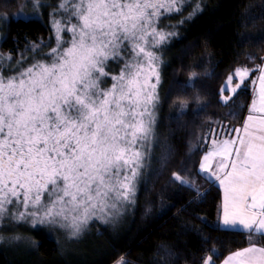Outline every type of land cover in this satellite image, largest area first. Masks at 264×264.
<instances>
[{"label":"snow or ice","instance_id":"obj_1","mask_svg":"<svg viewBox=\"0 0 264 264\" xmlns=\"http://www.w3.org/2000/svg\"><path fill=\"white\" fill-rule=\"evenodd\" d=\"M30 2L38 13L40 0ZM185 2L60 0L51 21L56 46L44 54L50 62L34 59L5 76L12 56L0 54V225L7 226L5 220L33 228L58 225L69 239H78L91 219L107 222L124 203L134 202L155 137L157 51L175 35L158 24L181 13ZM26 6L20 4L25 15ZM197 11L199 4L189 15ZM61 13L64 19H55ZM30 50L36 52L37 45ZM110 59L124 61L118 75L105 71ZM22 63L17 60L16 67ZM253 72L259 74L246 85ZM199 76L191 72L188 82ZM234 77L238 82L232 86ZM108 78L111 86L101 88ZM242 86L252 95L242 127L220 137L210 133L214 138L199 168L222 189V223L246 233L247 246L230 252L222 264H264V64L235 68L220 91L235 95ZM231 99L221 96L224 104ZM186 107L181 100V112ZM159 159L166 161L168 153ZM173 178L187 183L179 175ZM118 264H126L123 257ZM203 264H214L213 255Z\"/></svg>","mask_w":264,"mask_h":264},{"label":"trees","instance_id":"obj_2","mask_svg":"<svg viewBox=\"0 0 264 264\" xmlns=\"http://www.w3.org/2000/svg\"><path fill=\"white\" fill-rule=\"evenodd\" d=\"M197 4L201 11L190 16ZM57 5L49 0L40 19L1 20L0 54L12 56L5 76L27 68L34 59L50 62L44 54L56 41L48 8ZM158 28L175 35L157 51L160 103L155 137L123 219H91L78 239H69L66 229L51 231L37 224L27 231L28 243L0 240V264H118L122 257L126 264H203L207 255L221 264L230 252L247 246L246 233L223 227L222 189L199 165L214 138L210 133L227 135L248 115L249 88L242 86L227 104L221 102L227 94L220 90L235 68L264 64V0H186L182 12L162 17ZM33 43L36 52L30 50ZM121 55L130 58L123 49ZM19 57L24 63L16 67ZM123 63L110 59L105 71L118 75ZM193 71L200 76L190 84ZM111 83L110 78L102 80L101 88ZM181 100L187 103L183 112ZM164 152L168 159L161 162ZM174 174L187 183L175 180Z\"/></svg>","mask_w":264,"mask_h":264},{"label":"rangeland","instance_id":"obj_3","mask_svg":"<svg viewBox=\"0 0 264 264\" xmlns=\"http://www.w3.org/2000/svg\"><path fill=\"white\" fill-rule=\"evenodd\" d=\"M49 0H40L41 2V6L38 10V13H35L32 9V5H31V2L30 0H4V2L2 4H0V12H3V13H6L7 14V18H3V17H0V22L1 20H7V19H17V18H37V19H40L41 18V11L44 9L46 3L48 2ZM50 1H53V2H60V0H50ZM9 4H12V7L9 5ZM20 4H26L27 6L24 8V12L27 13V15H25L24 13L21 12L20 10ZM49 12H48V19L51 23L52 19H53V16L52 14L54 12H57L58 9L57 8H48ZM64 19V15L63 13L59 14V15H56L55 16V19H58V20H63ZM73 23H75V20H73ZM63 35V34H62ZM64 38L65 39H68V35L67 34H64ZM68 45H64V47H67ZM24 56V55H23ZM22 57V56H21ZM21 57H19L18 59H20ZM47 60L50 61V58L47 56ZM259 73H257L258 75ZM256 75V76H257ZM238 82L237 78H233V81H232V86H235V84ZM238 92V91H237ZM223 93L227 94V95H224V96H232V99L235 98L236 94L233 95L231 92L229 91H223ZM227 115H223V118L227 119ZM243 125V124H242ZM208 176V175H207ZM136 189H137V181H136ZM135 193H136V190H135ZM126 203H124L122 206H121V210H120V213L119 215L115 216V218H110L108 220L110 221H118L120 220V218L123 219L122 215L126 212ZM12 210V207L9 206V211ZM4 225H7V226H3V225H0V235H2L5 239V241H8L7 243L9 244H13L15 241V239H12L13 237L15 236H20L22 237V239H20L19 241H25L26 243H28V230L29 229H36L38 228L39 226H36L35 228L31 227L29 224L27 223H19V224H13L11 222H9L8 220H5L4 221ZM45 227L48 229V230H51V231H59V229H62L60 228L58 225H45ZM4 230V232L2 231ZM15 233H12L14 232ZM17 232V233H16ZM6 243V244H7ZM8 244V245H9Z\"/></svg>","mask_w":264,"mask_h":264},{"label":"crops","instance_id":"obj_4","mask_svg":"<svg viewBox=\"0 0 264 264\" xmlns=\"http://www.w3.org/2000/svg\"><path fill=\"white\" fill-rule=\"evenodd\" d=\"M242 127V126H241ZM240 127V128H241ZM202 162V161H201ZM213 170H215V162H213ZM206 175H208L207 173H205ZM221 223H222V221H221ZM222 225H223V227H225V228H227V229H231L230 228V226H226V225H224L223 223H222ZM234 230V229H233ZM237 231H241V230H237ZM222 264V263H221Z\"/></svg>","mask_w":264,"mask_h":264}]
</instances>
